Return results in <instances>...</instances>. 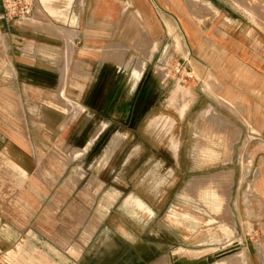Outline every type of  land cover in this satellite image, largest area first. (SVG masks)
I'll list each match as a JSON object with an SVG mask.
<instances>
[{"label": "rangeland", "instance_id": "1", "mask_svg": "<svg viewBox=\"0 0 264 264\" xmlns=\"http://www.w3.org/2000/svg\"><path fill=\"white\" fill-rule=\"evenodd\" d=\"M208 1L233 24L254 27L264 37V0H169L167 8L190 16ZM8 4L0 0V122L20 133L27 148L32 144L35 155L25 156L18 179L23 211L0 213L16 219L22 237L48 242L56 263L66 255L67 264H108L105 256L116 246L109 264H264V177L256 178L260 154L254 157L262 147L207 107L190 108L194 77L187 61H175L174 50L150 60L148 39L136 43L128 35L138 32L132 18L139 16L126 2L116 3L112 25L88 13L83 26L110 33L97 48H84L78 35L84 2L76 16L72 0L59 2V22L47 16L50 0H33L24 22L6 14ZM148 7L158 10L160 3L152 0ZM73 30L77 38L63 84ZM143 74L159 91L127 130L120 125L125 115L113 107L118 98L127 101ZM179 86L189 92L182 114L172 102ZM65 101L78 110L70 111ZM74 147L79 150L72 154ZM10 156L0 145L1 205L15 196L2 193L4 176L10 192L12 173L20 171ZM140 238L177 247L149 255Z\"/></svg>", "mask_w": 264, "mask_h": 264}, {"label": "crops", "instance_id": "2", "mask_svg": "<svg viewBox=\"0 0 264 264\" xmlns=\"http://www.w3.org/2000/svg\"><path fill=\"white\" fill-rule=\"evenodd\" d=\"M150 1L152 0H81L85 3V11L83 10L81 14L82 25L78 35L83 47L97 48L101 38L106 36L108 38L110 34L97 28L83 26L84 20L89 19V12L92 13L91 19H99L103 25H112L117 14L116 3H128L129 9L133 8L139 16V19L136 15L132 18L134 29L137 27L138 32L133 34L129 32L128 35L129 37L133 35L136 43L148 39L150 60L159 61L161 58H167L174 50L176 53L173 54V59L179 62L186 60L191 67L194 78L190 108L196 105L207 107V112L213 111L234 130L244 131L252 139L258 140L262 148L254 157L260 154L256 169V178L260 180L264 177V37L259 35L254 27L244 28L239 24H233L226 15H223L225 12L211 1L205 2L207 4L204 6L205 9L212 8L211 14L205 9L193 8L190 16L178 8L168 9L169 0H154L160 3V7L158 10H152L148 7ZM193 1L197 5L202 0ZM125 10L123 8L119 11L120 17H123ZM30 17L31 15L23 18L22 22L28 21ZM144 61L147 62V59ZM178 88L180 86L176 87ZM3 90L6 93L7 89ZM0 95L2 96L1 93ZM183 98L184 95L175 101L180 114L188 107V99L185 102L182 101ZM0 126V145L6 146L10 152V162L16 160L20 164L19 167L16 166L20 171L12 173L16 178V185H12L13 182L10 181L12 185L10 192L7 190L9 176H4L7 186L2 193H14L15 196L10 202H1L0 210L23 211L24 188L23 185L18 186V179L23 177L22 164L27 160L25 156L34 157V148L32 144L31 148H27L29 145L25 144L23 136L9 130L7 123L0 122ZM29 149L32 154H27ZM21 183L20 180V185ZM259 191L264 192V187ZM15 221L12 215L8 217L0 213V264H67L66 255L56 263L53 255L55 253L51 251L54 249L48 242L45 241L46 244L38 241L31 235L22 237L23 230L17 228ZM152 248L160 257L164 253L161 251L167 246L156 244ZM117 253L118 249L114 246L106 254L108 264Z\"/></svg>", "mask_w": 264, "mask_h": 264}, {"label": "flooded vegetation", "instance_id": "3", "mask_svg": "<svg viewBox=\"0 0 264 264\" xmlns=\"http://www.w3.org/2000/svg\"><path fill=\"white\" fill-rule=\"evenodd\" d=\"M137 80L138 83L136 85V89L131 96L126 97L127 101H124L123 103L121 102V99L118 98L116 105L113 107L115 113L121 112L123 115H125L120 125H122V127L127 130H133L138 119L147 113V108L153 106L157 93L159 91L158 89L153 88V85H151L150 80L147 78V74H143ZM100 140L101 138L99 139V141ZM135 236L138 237V234H136ZM139 240H143L142 242L146 245L149 255L157 254L152 248V246L156 244L166 245L168 249L169 247H177L174 244L152 241L146 238H140ZM168 249L166 250L169 251Z\"/></svg>", "mask_w": 264, "mask_h": 264}, {"label": "bare ground", "instance_id": "4", "mask_svg": "<svg viewBox=\"0 0 264 264\" xmlns=\"http://www.w3.org/2000/svg\"><path fill=\"white\" fill-rule=\"evenodd\" d=\"M49 1V0H48ZM52 2V4H51V6L46 10V8H45V10H46V13H47V16L48 17H50V18H53V19H55L57 22H59V20H60V15H59V11H58V3L59 2H63L62 0H52L51 1ZM72 2H74V5H73V7H72V15L73 16H76L75 14L77 13V11L79 10V5H80V2H81V0H74V1H72ZM65 3V2H64ZM50 5V4H49ZM64 5V4H63ZM62 7V6H61ZM41 8H42V6H41ZM60 8V7H59ZM207 9V8H206ZM209 11V10H208ZM66 12V11H65ZM64 14H66V13H64ZM63 20H64V18H63ZM67 20V19H66ZM68 20H69V18H68ZM71 22V21H70ZM64 23V22H63ZM47 28H49L50 29V27L51 26H46ZM57 26H55V28H56ZM54 28V29H55ZM46 29V28H45ZM76 31L74 30V31H72V33L70 34V36L68 37V39H69V42H68V44L66 45V48H67V50H66V54H65V56H66V63H65V65L62 67V77H61V82L63 83V81L65 80V78H66V76H67V71H68V67H67V65H68V58H70V52L73 50V39L76 37ZM122 48V47H121ZM65 60V59H64ZM119 60V59H118ZM119 62L121 63V60H119ZM137 67H135L134 68V71H133V73H134V75H136V73H137V71H138V69H136ZM66 82V81H65ZM64 84V83H63ZM185 94L187 95V92H185V90L183 91V89L182 88H178V89H175V91L173 92V102L175 103V101H176V99L179 97V98H181V96H185ZM183 99H185V98H183ZM182 100V99H181ZM186 100V99H185ZM178 101V100H177ZM182 101H184V100H182ZM182 101H180V102H182ZM66 103H67V106L69 107V109H70V111H72V112H75V110L77 109L76 108V104H73V103H69V102H67V101H65ZM177 103H179V102H177ZM183 103H181V105H182ZM177 105V104H176ZM181 107V106H180ZM78 110V109H77ZM96 135V134H95ZM94 135V136H95ZM78 150H79V148H76V147H74V150H73V152H72V154H75V153H77L78 152ZM72 154H70V155H72ZM74 156V155H73ZM71 157V156H70ZM255 201H258V199H255ZM40 257H42V256H40ZM31 262V261H30ZM159 263V262H158Z\"/></svg>", "mask_w": 264, "mask_h": 264}, {"label": "built area", "instance_id": "5", "mask_svg": "<svg viewBox=\"0 0 264 264\" xmlns=\"http://www.w3.org/2000/svg\"><path fill=\"white\" fill-rule=\"evenodd\" d=\"M5 1V0H3ZM32 5L33 0H9V4L5 5L6 8V14L9 16H12L13 18L23 19L32 13ZM184 66H178L176 68L177 72L181 74V71H183ZM185 76L188 78H192V73L186 71L184 72ZM181 76V82L184 81V77Z\"/></svg>", "mask_w": 264, "mask_h": 264}, {"label": "water", "instance_id": "6", "mask_svg": "<svg viewBox=\"0 0 264 264\" xmlns=\"http://www.w3.org/2000/svg\"><path fill=\"white\" fill-rule=\"evenodd\" d=\"M170 248H171V247H169V249H170ZM172 248H173V247H172ZM166 249H168V248H165V249H164V250H162V251H164V252H165V251H167ZM169 249H168V250H169ZM162 251H161V252H162ZM157 254H159V253H157ZM157 254H155V255H157Z\"/></svg>", "mask_w": 264, "mask_h": 264}]
</instances>
